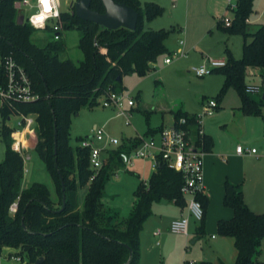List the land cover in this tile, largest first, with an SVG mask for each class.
<instances>
[{
  "label": "trees",
  "instance_id": "obj_1",
  "mask_svg": "<svg viewBox=\"0 0 264 264\" xmlns=\"http://www.w3.org/2000/svg\"><path fill=\"white\" fill-rule=\"evenodd\" d=\"M20 2L0 0V59L13 57L25 69L41 99L34 104H16L15 109L0 108L5 144V158L0 164V254L4 247L10 246L20 249L22 264H37L41 258L40 264H140V234L153 215L152 206L162 200L175 201L180 207L186 204L181 193L183 175L166 165L159 166L147 183L140 181L134 192L133 211L128 218H121L103 202L106 184L118 170L125 168L121 155L136 147L138 140L128 141L130 147L124 145L109 151L101 170L93 173L90 149L73 148L69 135L71 117L78 115L82 105L92 107L110 90L124 92L125 77L134 74L145 77L151 65L171 54L165 45L170 32L142 28L144 18L152 20L163 9L155 4L142 8L140 0H115L137 11L135 31L108 30L82 21L74 10L63 13L64 29L77 30L80 34L79 49L84 60L75 64L60 59L65 49L62 40L45 48L32 43L34 29L27 22H18ZM235 5L230 26H226L223 18L217 28L227 36L244 38L243 57L237 60L226 50L225 65L213 72L225 79L215 99L219 103L229 89H235L243 110L259 115L264 101L250 97L247 89L251 85L246 84V78L250 69L264 71V26L255 32L249 30L247 20L252 14L253 0H236ZM91 9L105 11L101 0H92ZM0 81L4 82L2 68ZM17 114L36 116L38 134L34 150L50 175L54 194L39 182L22 189L25 162L22 154L12 148L14 129L6 123L9 116ZM181 118H188L192 124L196 121L194 116L176 112L175 121ZM262 120L264 123V115ZM162 129H150L145 136ZM204 142L210 153L214 146L212 138L205 134ZM84 188L87 193L81 206L80 191ZM197 200L205 210L208 198L201 193ZM15 203L17 212L11 214L10 208ZM224 205L233 209L235 216L229 222H219L218 230L220 235L234 239L238 253L235 264H264L259 262L264 242V214L252 212L241 187L230 183L225 185ZM203 235L199 228L197 236Z\"/></svg>",
  "mask_w": 264,
  "mask_h": 264
},
{
  "label": "rangeland",
  "instance_id": "obj_2",
  "mask_svg": "<svg viewBox=\"0 0 264 264\" xmlns=\"http://www.w3.org/2000/svg\"><path fill=\"white\" fill-rule=\"evenodd\" d=\"M62 2L63 11L65 12L68 9L67 3L66 0H62ZM140 2L142 8L146 4H155L163 9V13L152 20L144 18L142 28L144 31L164 30L170 32L165 45L171 54L160 58L157 63L151 65V71L145 77L134 74L124 78V91L133 97L135 101L129 124H127L126 118L120 116L115 108L103 107L104 96L100 97L92 107L89 104L82 105L78 115L71 117L69 142L73 148L82 147V143L93 135L95 126L104 129L112 137L127 143L128 140L132 141L135 139L137 132L145 136L150 129L158 130L164 122L171 121L173 115L170 111L166 112L165 108L176 109L179 104L183 103L190 113H193V111L199 113L203 110L201 99L204 98V101L215 99L224 86L225 79L220 73L200 78L192 72V69L204 63L209 64L208 61L211 58H227V49L231 51L235 59L240 60L243 57V37L233 36L229 38L226 34L219 31L218 28L212 29V31L209 26H206L205 17L201 14L195 15V18H191L189 21L184 10L185 0H140ZM32 12L29 8L23 7L21 9L19 7L18 22L21 24L26 23ZM231 16L232 12L227 7L226 17ZM248 19L250 21V23H247L249 24V30L255 32L258 25L264 22V0H253L252 14ZM262 25L264 26V23ZM182 29L184 33L181 32ZM181 40L186 44L187 53L172 58L171 65H165L164 60L166 58H171L174 52H182L184 50V46L180 44ZM31 41L39 48H45L49 44L55 43L54 34L49 30L33 31ZM79 41L80 34L77 30L64 29L62 42L65 49L60 54L62 61L71 60L75 64H79V62L84 60V55L79 49ZM193 45H196L195 48H193ZM246 84L263 90L264 71L250 69ZM262 95L263 91L261 94H250V97L260 102ZM218 105L220 107L211 116H207L204 119L205 125L207 122L218 130V140L226 148L233 146L236 149L238 144H242L243 147L254 148L256 152L258 151L256 155H247L246 162L242 163L239 169L240 171L244 169L250 170L252 173L251 177L256 179L257 172L264 168V123L262 120L264 105L260 106L259 115L243 110L241 97L235 89H229ZM2 123L3 121L0 117V164L5 158ZM7 125L15 126L16 119L12 118L11 121L7 122ZM31 132L33 137H37V124L33 126ZM131 138L134 139L130 140ZM32 141H29L30 145L33 144ZM105 145V141L98 142L94 140L96 148L102 149ZM107 148L109 152L114 150L111 148L116 147ZM108 152L102 153V157L105 160L108 158ZM25 154L30 156V160L25 162L26 173L23 188L39 182L54 190L50 175L35 150H29ZM229 155H231L230 152L227 156ZM228 161H231L229 157L224 159L225 164ZM137 166L141 169L144 175L143 178H138L134 174L133 169L123 168L111 176L106 184V204L113 208L123 209L122 213L133 203L134 192L140 181L143 179L147 183L154 172V166L151 162L146 163V165L137 163ZM90 169L93 173L98 172L92 167ZM130 172L133 173L131 174ZM253 182H257V180ZM86 188L80 191V197L86 191ZM205 239L200 240V243L203 244ZM192 241L193 239L188 242V247H197L199 249L200 243L192 245ZM178 243L177 235L172 233L163 242L162 249L167 253L165 264L175 263L171 257L175 251L174 246ZM176 252L177 250L174 254ZM19 253L20 249L11 248L10 246L4 247L2 250L3 257H8L5 261L6 264H22L10 258L11 254L13 257H19ZM261 257L264 261V254Z\"/></svg>",
  "mask_w": 264,
  "mask_h": 264
},
{
  "label": "built area",
  "instance_id": "obj_3",
  "mask_svg": "<svg viewBox=\"0 0 264 264\" xmlns=\"http://www.w3.org/2000/svg\"><path fill=\"white\" fill-rule=\"evenodd\" d=\"M77 0H66L67 10L63 11L62 0H50L51 11H45L44 5L40 0H21L19 7L29 8L33 12L30 14L26 22L34 29V31L49 30L54 34V40H62V32L64 31V23L62 21L63 13H72ZM232 12L236 9V5L228 6ZM43 14L44 19L42 26L33 23V17ZM232 17H225L224 23L230 26ZM247 23H250L249 19ZM180 44L184 46V41ZM182 52H174L173 56L166 58L164 63L169 65L173 59L184 55ZM209 64H203L192 69V72L200 78L210 76L215 69L225 65V61L210 59ZM0 68L3 70L4 82L0 81V108L5 107L15 109L16 104H34L41 99V96L34 90L30 77L25 69L17 63L13 57L0 59ZM263 90L256 86H251L247 89L249 94H261ZM104 108H115L120 116L126 118L127 124L130 123L131 111L135 107L134 98L124 92L108 91L103 99ZM218 108V102L215 99L208 100L204 106L202 113L195 115L196 121L192 124L188 118H181L179 121H174L173 125L163 128L160 132L150 136H138L134 140H138L139 144L130 151L126 150L122 153V160L125 168H134L137 161H149L153 164L154 170L161 165H166L168 168L180 173L184 177V184L181 188V193L185 198L189 216L173 220L170 225V231L173 234L188 235L190 219L197 222H202L204 218V210L200 201L197 200L199 194L204 193V164L205 157L208 154L204 142V131L202 128L203 119L206 116H211ZM0 117L2 115L0 113ZM16 119L15 126H9L14 129L13 150L22 154L24 162L30 160V156L25 153L33 148L27 146L22 139L23 136H31V129L36 122L35 115L17 114L11 115L7 119L11 121ZM191 118V117H190ZM6 122V123H7ZM18 135L17 139L15 135ZM94 140L98 142L105 141V147L102 149L94 146ZM30 141V140H29ZM130 147L128 142L125 144L120 139L112 137L104 129L95 128L93 135L88 137L83 143V148L90 149V166L98 172L103 167L105 159L102 157L103 152H108L107 147L122 146ZM239 155L256 154V149H248L241 145L237 147ZM18 204L11 206V214L17 212ZM156 235H160L157 232ZM21 261L19 257L15 258ZM186 264H194L187 262Z\"/></svg>",
  "mask_w": 264,
  "mask_h": 264
},
{
  "label": "crops",
  "instance_id": "obj_4",
  "mask_svg": "<svg viewBox=\"0 0 264 264\" xmlns=\"http://www.w3.org/2000/svg\"><path fill=\"white\" fill-rule=\"evenodd\" d=\"M235 2L236 0H185L184 10L189 21L191 18H195V15L198 16L201 14L203 15V17H205L206 26H209L211 30L212 29L215 30V28H217V24L223 18L226 17L227 7L230 4H234ZM263 23L264 22L260 23L258 27L262 26ZM181 32L184 33V30L182 29ZM227 37L232 38L233 36H227ZM195 46L196 45H193V48H195ZM185 47L186 44L184 43L183 52L186 54L187 51ZM215 60L226 62V58H217ZM207 101H204V98L201 99L202 108ZM218 106L220 107V105ZM165 109L166 112L170 111L173 117L171 121L167 123L164 122L162 124L161 127L163 128L173 125L175 121L176 112L182 111L190 116H195L202 113V110L199 113H195V111H193V113H190L183 103L179 104L176 107V109L174 108L172 109L165 108ZM204 119L202 123L203 131L206 135L212 138L214 143L212 151L208 153L205 157V164H204L205 189L203 194L208 198L209 204L207 208L204 210V218L201 223L195 221L194 219H190L188 235L176 234L179 243L176 245L177 247L174 246L175 251L177 250V252L176 254H174L175 253L174 251V253L172 254L171 259L172 261L175 262L173 264H186L187 262H192L194 264H201V263L235 264L236 263L238 253L237 250L235 249L234 239L231 237H224L220 235L218 230L219 222L221 221L229 222L233 220L235 216L234 210L224 205L225 185L227 183L241 187L244 201L252 212L256 214H264V168L261 171L259 170L257 172L258 175L256 179L251 177L252 173L250 170L244 169L243 171H240L239 169L242 163L246 162L247 159L246 156L250 154L239 155L237 153V147L239 145L243 146L242 144H238L236 146V149H234L233 146H230V148H226L224 144H222L218 140L217 137L218 130H216V128H214L211 124L207 122L205 125ZM95 128L96 126L94 127V129ZM138 136H142V135H140L137 132V135L134 138ZM134 138H131L130 140ZM22 139L24 141H27V139L28 141L33 140L34 145L31 150L35 149L37 143V137H33L32 135L31 136L26 135L23 136ZM229 152L231 153V155L227 156ZM256 154H258V151L256 152ZM256 154H251V155H256ZM228 157L231 161H228V163L225 164L224 159ZM148 162L149 161H137L134 168H132L134 173L140 178H143L144 175L141 169L138 168L137 163L146 165V163ZM255 180H257V182H253ZM144 182H146V180ZM30 186L23 188V183H22V189H27ZM51 192L54 194L55 191L51 190ZM86 193L87 190L83 192L82 196L80 197L81 206H83L84 204V198H85L84 194ZM105 200L106 198L103 200V202L105 203V205H107ZM166 201H167L166 204H162L161 201L160 203H155L152 206L153 215L144 224L143 230L140 234V240H141L140 264H165L167 259L166 256L167 253L164 252V249L162 248H163V242L165 241V239H167V236L171 235V231H170L171 222L173 220L189 216V212L186 204L184 207H180L176 204L175 201H168V200ZM134 203H135V197L133 203L123 213L121 212L123 209L113 208L110 207V205L107 206L110 209L114 210L115 212H118L122 218H128L131 212L133 211ZM199 228H201L202 231L204 232V235L200 238L197 236ZM157 232H160V235H156ZM204 238L206 239L205 241H203V244H201L200 240L202 239L204 240ZM191 239H193L192 245H196L200 243V246H198L200 247L199 249L197 247H193V248L188 247V242ZM263 254H264V242L262 244L261 256ZM261 256L259 258V262L264 263V261L261 259L262 258ZM7 258L8 257L4 258L1 253L0 254V262H2L1 264H6L5 261ZM10 258L21 263L20 261L16 260L15 259L16 257H13L12 254L10 255Z\"/></svg>",
  "mask_w": 264,
  "mask_h": 264
},
{
  "label": "water",
  "instance_id": "obj_5",
  "mask_svg": "<svg viewBox=\"0 0 264 264\" xmlns=\"http://www.w3.org/2000/svg\"><path fill=\"white\" fill-rule=\"evenodd\" d=\"M104 6V13H99L91 9L92 0H77L74 12L75 15L85 22L97 24L101 28L108 30H118L121 28L135 31L138 24L139 15L133 8L116 3L115 0H101ZM262 101H264V89L262 95ZM57 131L55 132V141L57 140ZM64 191V186H63ZM162 204H166V200H162ZM65 207V196H64ZM63 207V209H64ZM62 209V210H63ZM61 210V211H62ZM25 227V224H23ZM132 254V252H131ZM43 258L37 261L40 264ZM131 260H129L130 263Z\"/></svg>",
  "mask_w": 264,
  "mask_h": 264
},
{
  "label": "clouds",
  "instance_id": "obj_6",
  "mask_svg": "<svg viewBox=\"0 0 264 264\" xmlns=\"http://www.w3.org/2000/svg\"><path fill=\"white\" fill-rule=\"evenodd\" d=\"M40 2L44 5L45 11H51L50 6H49L50 0H40ZM43 19H44L43 14H39V15L33 17V23L34 24H40L42 26Z\"/></svg>",
  "mask_w": 264,
  "mask_h": 264
},
{
  "label": "bare ground",
  "instance_id": "obj_7",
  "mask_svg": "<svg viewBox=\"0 0 264 264\" xmlns=\"http://www.w3.org/2000/svg\"><path fill=\"white\" fill-rule=\"evenodd\" d=\"M15 137L18 139L19 138V136L16 134L15 135ZM33 142V144H34V141H32ZM27 146H33V144L32 145H30V142L29 141H27L26 143H25Z\"/></svg>",
  "mask_w": 264,
  "mask_h": 264
}]
</instances>
